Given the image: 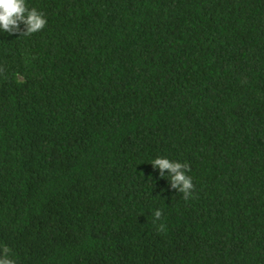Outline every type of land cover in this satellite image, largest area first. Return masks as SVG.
Listing matches in <instances>:
<instances>
[{
	"label": "trees",
	"instance_id": "obj_1",
	"mask_svg": "<svg viewBox=\"0 0 264 264\" xmlns=\"http://www.w3.org/2000/svg\"><path fill=\"white\" fill-rule=\"evenodd\" d=\"M25 2L44 28L0 32L16 264H264V0Z\"/></svg>",
	"mask_w": 264,
	"mask_h": 264
},
{
	"label": "clouds",
	"instance_id": "obj_2",
	"mask_svg": "<svg viewBox=\"0 0 264 264\" xmlns=\"http://www.w3.org/2000/svg\"><path fill=\"white\" fill-rule=\"evenodd\" d=\"M44 14L36 8H29L25 0H0V32L30 35L44 28L46 24ZM151 164L158 170L161 177L169 181L172 189L183 194L184 199L192 195L194 185L192 177L188 175L189 165L167 157H155ZM167 170V172H165ZM155 219H159L161 211H153ZM11 249L7 245L0 246V264H16L10 256Z\"/></svg>",
	"mask_w": 264,
	"mask_h": 264
}]
</instances>
